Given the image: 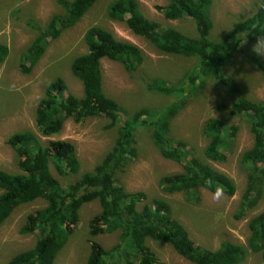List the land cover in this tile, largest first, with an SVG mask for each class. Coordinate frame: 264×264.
Listing matches in <instances>:
<instances>
[{
    "label": "trees",
    "instance_id": "trees-1",
    "mask_svg": "<svg viewBox=\"0 0 264 264\" xmlns=\"http://www.w3.org/2000/svg\"><path fill=\"white\" fill-rule=\"evenodd\" d=\"M98 1L56 0L61 14L52 16L45 26L29 22L27 27L35 33V38L20 57V72L29 75L48 44L73 28ZM162 1L167 5L156 8V12L170 22L189 19L193 22L194 37L147 19L135 0H113L106 16L111 22L124 23L131 34L162 54L196 60L194 68L174 85L160 79L145 82L148 93L174 98L173 103L159 111L142 109L126 116L104 94L100 63L107 60L119 64L133 75L144 62L143 54L137 47L117 41L107 30L91 27L84 35L87 53L71 64V72L81 82L82 97L67 95L64 82L56 79L46 87L38 103L35 126L41 137L49 138L62 130L66 120L80 124L87 119L102 118L108 121L106 129H117L111 149L91 172L80 174V162L70 143L50 142L42 146L29 131L7 139L6 144L18 158L21 174L11 175L0 170V227L19 206L41 200L45 207L28 215L19 230L21 236L36 234L34 247L13 256L6 264H54L79 223V211L95 201L100 213L88 222V236L96 238L115 233L119 236L117 243L107 250L91 242L86 264H156V256L147 246L148 240L170 246L190 264H241L247 253L259 255L264 264V211L249 221L246 249L222 243L211 251L195 246L163 199L155 198L138 211L137 206L145 200V195L126 193L117 179L126 163L137 157L135 132L142 128L150 131V141L162 158L181 166L180 174L160 178L158 186L163 194H181L188 204L199 203V190L229 198L235 195L236 186L231 179L203 164L185 143L170 138L171 121L211 82L225 88L228 97V102L216 110L244 120L253 139L251 148L239 159L240 169L247 174V185L236 219L254 209L262 195L264 101L243 97L237 84L225 81L224 72L244 44L264 36V0L218 41L210 38L212 0ZM7 56L8 48L0 46V65ZM248 61L264 76V64L259 59L249 57ZM122 115L126 116L124 121L120 120ZM237 133V127L219 119L207 120L201 131L207 141L202 152L204 159L224 164ZM52 172L59 178L75 177L76 180L62 186Z\"/></svg>",
    "mask_w": 264,
    "mask_h": 264
},
{
    "label": "rangeland",
    "instance_id": "rangeland-1",
    "mask_svg": "<svg viewBox=\"0 0 264 264\" xmlns=\"http://www.w3.org/2000/svg\"><path fill=\"white\" fill-rule=\"evenodd\" d=\"M112 1L99 0L73 28L63 32L58 40L50 42L31 73L23 75L19 70V60L35 38V33L27 24L34 21L45 26L52 16L61 14L62 10L56 5V0H0V46L8 48V56L0 65V170L11 175L21 174L17 166L18 158L6 142L12 135L25 131L33 133L42 146L50 142L73 145L80 162V174L91 172L113 146L117 129H106L108 121L102 118L87 119L80 124L66 120L62 130L49 138L41 137L35 126L38 103L46 87L56 79L64 82L67 95L82 97V85L71 72V64L75 58L87 53L84 35L91 27L107 30L117 41L129 43L143 54L144 62L133 75L128 74L119 64L107 60L100 63L104 94L114 100L126 116L142 109L159 111L175 101L174 98L148 93L145 82L160 79L174 85L194 68L196 60L162 54L143 39L131 34L124 23L108 20L106 10ZM135 1L147 19L161 27L173 28L185 36L194 37L193 22L189 19L170 22L156 12V8H164L167 2ZM260 1L212 0L210 18L213 28L210 38L214 41L221 39L234 23L250 16ZM249 57L257 58L264 64V36L243 45L225 67V81L237 84L243 97L264 101V76L248 61ZM227 102L225 88L209 82L200 95L191 100L171 121L170 138L185 143L203 164L231 179L236 186L233 197L199 190V203L188 204L181 194H163L158 186L160 178L180 174L181 166L162 158L150 141V131L142 128L135 132L137 157L128 161L124 171L117 176L126 193L145 195V200L137 206L138 211L155 198L163 199L171 207L173 218L186 229L195 246L211 251L217 250L222 243L246 249L249 221L264 211L263 181L262 195L257 206L236 219L247 185V174L240 169L239 159L251 148L253 139L244 120L230 118L226 112L216 110L220 104ZM126 116H120V120L124 121ZM209 119H219L238 128L224 164L210 163L202 155L207 141L201 131ZM52 174L62 186L76 180L75 177L62 179ZM44 207L45 203L41 200L19 206L0 227V264H6L13 256L34 247L36 234L21 236L19 230L28 215ZM99 213L97 201L81 208L79 223L54 264H86L91 242L106 250L117 243L118 233L96 238L88 236V222ZM147 246L156 256V264H190L177 256L170 246L150 240ZM241 264L262 262L259 255L247 253Z\"/></svg>",
    "mask_w": 264,
    "mask_h": 264
}]
</instances>
